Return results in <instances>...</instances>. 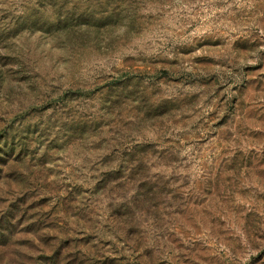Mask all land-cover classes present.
Instances as JSON below:
<instances>
[{
	"label": "rangeland",
	"instance_id": "374dc122",
	"mask_svg": "<svg viewBox=\"0 0 264 264\" xmlns=\"http://www.w3.org/2000/svg\"><path fill=\"white\" fill-rule=\"evenodd\" d=\"M0 264H264V0H0Z\"/></svg>",
	"mask_w": 264,
	"mask_h": 264
},
{
	"label": "trees",
	"instance_id": "16d2710c",
	"mask_svg": "<svg viewBox=\"0 0 264 264\" xmlns=\"http://www.w3.org/2000/svg\"><path fill=\"white\" fill-rule=\"evenodd\" d=\"M113 87L114 89L121 88L124 90V89L129 88V83L122 84L121 86H118V87L117 86H113ZM136 119H137V116H133L132 118H129L128 123H133ZM124 159H125L124 162L125 163L127 162L128 166H125V167L123 166L126 174L125 175L123 174L122 183L127 184V185L128 184L132 185L133 187L132 189L134 188L136 189V194L134 196H138L142 187H146L150 185L148 183H152L151 182L152 180L149 178V175L142 172L143 170L145 171L148 170L149 162L143 156L140 158H137L132 152L130 153L129 157H126ZM108 185L109 184L107 183L105 184V186H108ZM114 185H120V184L117 181H114ZM134 200L136 201V198H134ZM122 209H123V203L117 209V211H115L116 219L118 220L121 219L122 216L124 215ZM53 258L54 256L51 258V260H54Z\"/></svg>",
	"mask_w": 264,
	"mask_h": 264
}]
</instances>
